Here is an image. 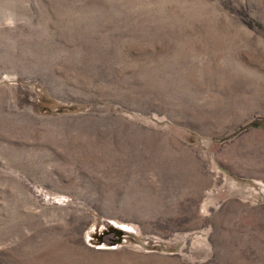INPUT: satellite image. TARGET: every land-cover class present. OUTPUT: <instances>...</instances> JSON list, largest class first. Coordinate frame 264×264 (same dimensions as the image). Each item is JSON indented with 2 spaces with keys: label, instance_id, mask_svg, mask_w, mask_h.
Here are the masks:
<instances>
[{
  "label": "rangeland",
  "instance_id": "1",
  "mask_svg": "<svg viewBox=\"0 0 264 264\" xmlns=\"http://www.w3.org/2000/svg\"><path fill=\"white\" fill-rule=\"evenodd\" d=\"M0 264H264V0H0Z\"/></svg>",
  "mask_w": 264,
  "mask_h": 264
}]
</instances>
